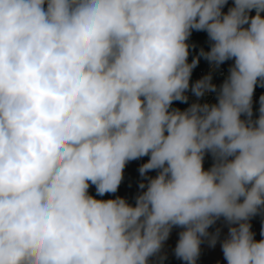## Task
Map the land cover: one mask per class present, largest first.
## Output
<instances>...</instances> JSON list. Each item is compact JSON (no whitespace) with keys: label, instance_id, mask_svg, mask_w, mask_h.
I'll list each match as a JSON object with an SVG mask.
<instances>
[{"label":"clouds","instance_id":"1","mask_svg":"<svg viewBox=\"0 0 264 264\" xmlns=\"http://www.w3.org/2000/svg\"><path fill=\"white\" fill-rule=\"evenodd\" d=\"M226 3L0 0V264H149L173 227L175 256L196 264L221 217L227 264H264L248 222L264 209V0ZM192 30L212 41L201 56L234 64L218 103L181 111ZM144 156L141 176L159 171L134 206L89 194L116 193Z\"/></svg>","mask_w":264,"mask_h":264},{"label":"crops","instance_id":"2","mask_svg":"<svg viewBox=\"0 0 264 264\" xmlns=\"http://www.w3.org/2000/svg\"><path fill=\"white\" fill-rule=\"evenodd\" d=\"M233 6H234V0H227V3L222 8V12L226 14L228 10ZM250 15L254 16L253 13H250ZM186 43L189 45V55L187 58V62L192 63L193 59H198V63H197V67H194L192 70V74H191L190 81H189V85H190L189 90L185 92V95L188 97V99H187V102H183L184 103L183 111L186 110L188 107H190L193 103H199V104L207 103L209 105L218 103L217 97H218L220 86L228 78L229 70L234 64V60H227L224 63L220 64L219 66L213 68L208 73L209 74L208 76H211V83L216 86L217 90L215 92H206L202 97L198 98L192 93L191 86L201 79L196 74L198 68L206 67V73L208 72L207 66L209 64V61L206 60L201 55L198 58H196V55H197L196 52H198L199 50L208 52L212 45V41L209 40L208 34L206 31L192 30L191 35L186 41ZM220 67H224L226 69V77L224 79L218 76V70ZM205 76H207V74ZM254 91L264 92V87L257 85ZM259 108H260V101L252 105V110H253L252 119L253 120L258 118ZM241 118L246 119L245 116H242ZM149 158H150L149 156H144L139 159L129 161L126 164L123 170V180L116 193H106L104 196H97L95 186L92 185L89 188V194L95 196L98 199H115L116 197H122L126 199V201L129 204L134 206L136 202V197L146 190V187L144 189H141L139 185L141 183H144L145 186H147L149 179L155 178L158 175L159 170H150L144 176H141L139 169L143 164L148 162ZM207 159H211V160L213 159V156L211 155L210 152L205 154L203 162L207 161ZM251 222L253 223L251 224ZM250 225L252 228L251 231L254 234V239L256 241L264 239V236L261 235V231L262 229H264V220L252 218L250 221ZM181 231H182V228L180 227L172 228L170 235L168 239L164 242L160 253H158L157 255L153 257H150L149 264H186V262H184L183 260L178 259L174 253L176 244L179 240V233ZM207 239L210 240L211 237Z\"/></svg>","mask_w":264,"mask_h":264},{"label":"rangeland","instance_id":"3","mask_svg":"<svg viewBox=\"0 0 264 264\" xmlns=\"http://www.w3.org/2000/svg\"><path fill=\"white\" fill-rule=\"evenodd\" d=\"M214 159H207V161L203 162L204 170H209L213 164ZM252 218L264 220V209H261L255 216L251 217L248 221L250 223ZM253 222H251L252 224ZM227 225V226H226ZM236 226V225H231ZM230 225L224 220L223 217L218 219L213 225H211L208 229L211 237L212 234H216L217 230H219V235L216 240L215 245L213 246L210 243V240L207 239L209 237L202 238V243L200 245V254L196 260V264H227V261L224 258L221 244L224 239L228 237ZM183 230V229H182ZM252 230V228H251ZM207 239V241H206ZM201 259V260H200Z\"/></svg>","mask_w":264,"mask_h":264},{"label":"built area","instance_id":"4","mask_svg":"<svg viewBox=\"0 0 264 264\" xmlns=\"http://www.w3.org/2000/svg\"><path fill=\"white\" fill-rule=\"evenodd\" d=\"M211 49V47H210ZM209 49V51H210ZM217 67L214 63L209 62L208 66H207V70L208 72L206 73V67H200L198 68L196 74L198 77H200L201 79L205 77V75L207 74V76L209 75L208 73L213 69ZM218 76L222 79H224L226 77V69L224 67H220L218 70ZM264 95V92L262 91H254L253 93V97H252V105H254L255 103L260 101V97Z\"/></svg>","mask_w":264,"mask_h":264},{"label":"trees","instance_id":"5","mask_svg":"<svg viewBox=\"0 0 264 264\" xmlns=\"http://www.w3.org/2000/svg\"><path fill=\"white\" fill-rule=\"evenodd\" d=\"M200 52H201L200 50L198 52H196L197 53L196 58H198L200 56ZM196 67H197V65H196ZM183 106H184V103L183 102H181V101H174L173 104H172V106H171V108H176V109H179V110L183 111Z\"/></svg>","mask_w":264,"mask_h":264},{"label":"water","instance_id":"6","mask_svg":"<svg viewBox=\"0 0 264 264\" xmlns=\"http://www.w3.org/2000/svg\"><path fill=\"white\" fill-rule=\"evenodd\" d=\"M251 13L255 15V10H253ZM261 15L264 16V12H262Z\"/></svg>","mask_w":264,"mask_h":264}]
</instances>
